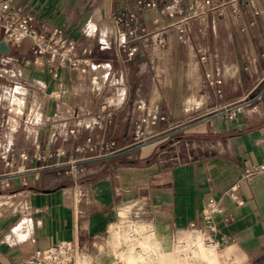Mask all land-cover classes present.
Masks as SVG:
<instances>
[{"label": "crops", "instance_id": "obj_1", "mask_svg": "<svg viewBox=\"0 0 264 264\" xmlns=\"http://www.w3.org/2000/svg\"><path fill=\"white\" fill-rule=\"evenodd\" d=\"M10 1L39 33L61 30L78 62L54 76L29 42L0 51V264L62 240L97 258L113 227L136 223L165 239L211 233L226 264H264V0L202 20L195 0ZM113 13L135 15L133 54ZM18 87L38 95L32 111L12 110ZM139 202L152 217L119 216Z\"/></svg>", "mask_w": 264, "mask_h": 264}, {"label": "built area", "instance_id": "obj_2", "mask_svg": "<svg viewBox=\"0 0 264 264\" xmlns=\"http://www.w3.org/2000/svg\"><path fill=\"white\" fill-rule=\"evenodd\" d=\"M246 0H195L193 3V16L203 19L210 12H218L223 14L226 11L238 13V6ZM142 7H153L156 5V0L139 1ZM229 13V12H228ZM135 19L134 14L128 16L112 14V21L115 26V37L118 47L123 50H128L129 54L134 51L130 47V35L133 33L127 30L123 24L129 25ZM32 15L19 14L10 0H0V27L5 32V39L8 43H21L23 41L29 42L35 52L39 54L48 53L49 62L52 63V74L56 76L58 69L67 64L76 65L78 59L73 57L74 44L68 41L62 34L61 30H55L47 35L46 33H39L32 25ZM190 24L188 21H183L179 28L183 40L189 37ZM141 31H145L144 27H139ZM74 58V59H73ZM75 132L74 129L71 130ZM114 144V143H113ZM24 159L28 155L22 154ZM6 166L12 167V161L5 160ZM262 168V167H260ZM258 168L246 169L245 177H250ZM8 186V183H3L0 180V188ZM232 194V192H230ZM207 224L211 227V216L207 215ZM205 232V231H204ZM208 240L215 246H220V243L212 237L209 233ZM79 245L75 240H62L44 248L36 249L34 255L29 257L21 264H76L77 256L79 254Z\"/></svg>", "mask_w": 264, "mask_h": 264}, {"label": "rangeland", "instance_id": "obj_3", "mask_svg": "<svg viewBox=\"0 0 264 264\" xmlns=\"http://www.w3.org/2000/svg\"><path fill=\"white\" fill-rule=\"evenodd\" d=\"M93 82L96 88H101L94 78ZM25 91L23 87L16 88L15 99L12 101L13 111L17 110L21 113ZM37 97L38 95L35 94L32 106ZM155 229L152 224L139 223L135 224L134 229L113 227L112 239L106 242L111 245L110 249L102 250L97 258L94 251L80 249L76 264H115L118 258H121L124 264H129L126 257L130 250L137 255V262L133 264H168L173 259L179 264H226L227 262V259L201 232L193 231L195 228L188 229L184 236L175 240L161 238Z\"/></svg>", "mask_w": 264, "mask_h": 264}, {"label": "water", "instance_id": "obj_4", "mask_svg": "<svg viewBox=\"0 0 264 264\" xmlns=\"http://www.w3.org/2000/svg\"><path fill=\"white\" fill-rule=\"evenodd\" d=\"M0 51L4 52V53H8L10 51V45L7 42V40L5 38H3L0 41ZM142 190L147 189L148 186L147 185H142L140 187ZM120 191H123V189H120ZM144 198L143 196L140 197V199ZM120 201L121 198L119 197ZM122 202V201H121ZM118 214L120 217H126V216H130L133 218H138V217H152L153 213H152V209L150 207V205L145 204L144 202H139L136 205H133L132 207H130L129 209H118Z\"/></svg>", "mask_w": 264, "mask_h": 264}, {"label": "bare ground", "instance_id": "obj_5", "mask_svg": "<svg viewBox=\"0 0 264 264\" xmlns=\"http://www.w3.org/2000/svg\"><path fill=\"white\" fill-rule=\"evenodd\" d=\"M105 73H106V70H105V68H104V66H100V68L96 71V73L94 74V79H95V81H96V83L99 85V86H102V84H103V80H104V75H105ZM98 86V87H99ZM21 90V89H20ZM19 91V90H18ZM28 94H29V90H26L25 91V100H24V103H23V105L21 106V108H22V110H21V113H20V111H17V110H15L17 113H19V114H23V112H24V110H25V108H30V110L32 111V109H33V107L34 106H32L33 105V101H31V102H27L26 101V97L28 96ZM22 97V96H21ZM33 100V99H32ZM12 101V100H11ZM12 103V102H11ZM210 242V241H209ZM211 245L212 246H214L215 247V245L214 244H212L211 243ZM204 250H206V248H204ZM117 253V252H116ZM136 253V252H135ZM132 250H130L129 252H128V255H127V257H126V259L128 260V262H129V264H133V263H136L137 262V255L135 254ZM126 260V261H127ZM127 263V262H126ZM115 264H124V262L122 261V259L121 258H118L117 259V261H116V263ZM168 264H179L178 262H176V260L175 259H173L172 261H170Z\"/></svg>", "mask_w": 264, "mask_h": 264}]
</instances>
